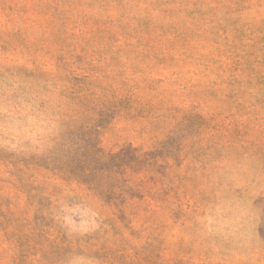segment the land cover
Segmentation results:
<instances>
[{
    "label": "rangeland",
    "instance_id": "rangeland-1",
    "mask_svg": "<svg viewBox=\"0 0 264 264\" xmlns=\"http://www.w3.org/2000/svg\"><path fill=\"white\" fill-rule=\"evenodd\" d=\"M0 264H264V0H0Z\"/></svg>",
    "mask_w": 264,
    "mask_h": 264
}]
</instances>
